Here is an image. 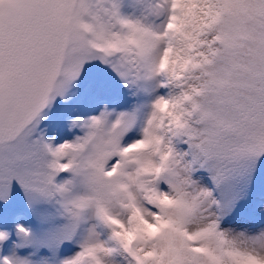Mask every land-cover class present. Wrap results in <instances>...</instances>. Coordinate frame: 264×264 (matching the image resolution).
I'll list each match as a JSON object with an SVG mask.
<instances>
[{
  "label": "snow or ice",
  "instance_id": "snow-or-ice-1",
  "mask_svg": "<svg viewBox=\"0 0 264 264\" xmlns=\"http://www.w3.org/2000/svg\"><path fill=\"white\" fill-rule=\"evenodd\" d=\"M0 264H264V0H0Z\"/></svg>",
  "mask_w": 264,
  "mask_h": 264
}]
</instances>
